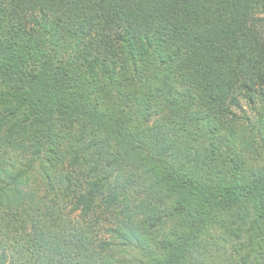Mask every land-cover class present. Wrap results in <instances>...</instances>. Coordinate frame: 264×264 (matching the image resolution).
Here are the masks:
<instances>
[{"label": "trees", "instance_id": "trees-1", "mask_svg": "<svg viewBox=\"0 0 264 264\" xmlns=\"http://www.w3.org/2000/svg\"><path fill=\"white\" fill-rule=\"evenodd\" d=\"M0 264H264V0H0Z\"/></svg>", "mask_w": 264, "mask_h": 264}]
</instances>
